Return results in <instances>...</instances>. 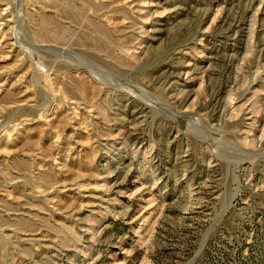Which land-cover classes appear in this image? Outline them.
Returning <instances> with one entry per match:
<instances>
[{
	"label": "rangeland",
	"instance_id": "374dc122",
	"mask_svg": "<svg viewBox=\"0 0 264 264\" xmlns=\"http://www.w3.org/2000/svg\"><path fill=\"white\" fill-rule=\"evenodd\" d=\"M0 264H264V0H0Z\"/></svg>",
	"mask_w": 264,
	"mask_h": 264
}]
</instances>
